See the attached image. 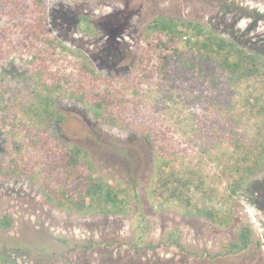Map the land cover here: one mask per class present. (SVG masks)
<instances>
[{"label":"rangeland","instance_id":"374dc122","mask_svg":"<svg viewBox=\"0 0 264 264\" xmlns=\"http://www.w3.org/2000/svg\"><path fill=\"white\" fill-rule=\"evenodd\" d=\"M32 8L31 0H0V87L9 88L6 97L14 92L32 101L36 92H46L35 81L40 61L31 62L32 56H46L50 66L41 78L48 82L74 72L84 59L104 79L98 88L108 84L120 93L125 125L98 120L81 103L53 91L58 117L44 128L52 142L85 149L101 177L126 186L129 206L122 213H74L56 206L30 176L36 161L33 172L42 179L41 136L35 139L30 130L17 140L19 151L0 124V166L9 158L17 163L19 155L20 163L32 157L24 163L26 174L0 176V220L11 219L0 226V264H264V160L231 191L234 165L248 150L251 159L255 144L264 140V112L257 114L247 101L264 95V74L236 79L209 62L169 80L159 74L154 55L144 69L138 65L139 52L152 41L147 26L157 16L198 22L264 62V0H44V27L53 47L39 41L31 47V37L19 43L23 33L15 28L32 19ZM162 157L182 172L199 171L208 186L190 194L206 190L201 199L230 210V221L218 225L153 195ZM245 225L251 229L249 244L228 252L227 244Z\"/></svg>","mask_w":264,"mask_h":264},{"label":"trees","instance_id":"16d2710c","mask_svg":"<svg viewBox=\"0 0 264 264\" xmlns=\"http://www.w3.org/2000/svg\"><path fill=\"white\" fill-rule=\"evenodd\" d=\"M31 1L32 11L36 14L30 21H23L15 28L23 33L19 43H24L25 37H31L27 40L31 47L35 46L34 41L55 46L54 39L47 36L44 27L42 10L44 0ZM82 18L89 23L86 20L88 17ZM147 37H150L152 41L139 52L138 65L144 69L154 55L158 60L156 67L159 74L167 79L169 77V80L182 78L186 76V69L207 66L209 62L222 67L236 79L256 80L264 74V62L258 54L247 52L234 41L224 39L195 21L157 16L147 26ZM10 42L12 46L16 44L14 40ZM181 46L187 50L181 52ZM4 53L0 49V57ZM46 60V56L40 54L31 58V62L40 61L39 68L35 71V81L46 91L45 93L36 92L34 100L20 97L14 92L6 97L9 88L0 87L1 126L7 127L12 143L19 151L21 147L17 140L25 137L30 130L35 131V139L37 135L41 136L43 151L40 152V156L42 154L45 158L41 164L43 166L40 173L43 180L34 174L33 167L38 163L36 161L32 163L31 156L28 155L24 163H32L29 167L32 173L30 176L32 180L40 183L41 189L50 202L74 213L125 212L129 206L126 186L101 177L85 149L77 145L69 146L61 142H52L44 128L54 115L58 117V113L55 112L57 100L51 96L53 91H57L58 98L65 96L81 103L98 120L118 126L125 125L120 108L122 105L120 93L111 92L108 84L104 89L98 88V83L104 79L97 71L90 68L84 59L79 60L74 72L59 74L50 82L42 80L41 74L50 66L48 62H45ZM146 74L149 75L150 70L144 73ZM254 99L253 102L247 101L260 115L264 112V95L259 93L258 96H254ZM7 106L12 107V110L2 111ZM255 145L257 151L251 159L248 158V152H250L248 150L242 153L244 160L234 165L237 176L232 182V192L239 188L244 180L260 166V161L264 160V140L260 139ZM18 158L22 159L20 155ZM19 160L16 163L13 158H9L0 166V176L5 179L26 174L28 170L24 169V163H20ZM183 172L180 168L171 166L170 161L162 157L156 172L157 185L153 187V195L167 201L179 202L190 208L196 215L205 217L218 225L227 224L231 219L230 210L221 211L207 204L201 199V197L206 198V190L199 196L194 197V194H190L193 188L206 189L208 185L203 175L196 170ZM10 224L11 219L8 216L0 220L2 227ZM250 240L251 229L245 225L239 230L237 238L227 244V251L238 252L246 248Z\"/></svg>","mask_w":264,"mask_h":264}]
</instances>
